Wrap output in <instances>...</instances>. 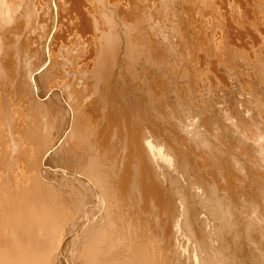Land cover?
Returning <instances> with one entry per match:
<instances>
[{
	"label": "bare ground",
	"instance_id": "1",
	"mask_svg": "<svg viewBox=\"0 0 264 264\" xmlns=\"http://www.w3.org/2000/svg\"><path fill=\"white\" fill-rule=\"evenodd\" d=\"M45 8L40 26L32 0H0V264H264V0Z\"/></svg>",
	"mask_w": 264,
	"mask_h": 264
},
{
	"label": "rangeland",
	"instance_id": "2",
	"mask_svg": "<svg viewBox=\"0 0 264 264\" xmlns=\"http://www.w3.org/2000/svg\"><path fill=\"white\" fill-rule=\"evenodd\" d=\"M45 4H46V0H32V8H33V12H34V15L37 17V21H38V23L40 24V26H43L42 25V21H43V17H44V12H45V10H46V8H45ZM173 9H168L166 12L164 11V18H163V20L164 21H166V22H168V26H169V28H171L172 29V32H175V33H178L179 32V27L182 25V24H186V21L184 20V19H182V15L180 16L178 13H175V12H173L172 11ZM180 11V10H179ZM180 16V17H179ZM185 18V17H184ZM238 21H239V26H237V28H239V29H241V30H245V28H246V21L245 22H240L242 19H237ZM34 21V19L32 18V19H30V18H27L26 19V23H28L29 25L31 24V22H33ZM153 25H156V23H154ZM168 28V29H169ZM55 32V28H53L52 30H51V34H53ZM50 34V35H51ZM174 34V33H173ZM174 38H175V36H173ZM38 60V58L37 57H35V60H33L34 61V63H35V61L37 62V60ZM37 64H38V62H37ZM42 67H40L39 68V70L41 69ZM216 68V67H215ZM218 68H220L219 66H218ZM217 69V68H216ZM210 71V70H209ZM210 75H212V78L216 75V73H214L213 71H210V73L208 74V76H207V80L209 81V79H211V76ZM223 80V82H224V84H225V86L226 87H228L229 89H227L228 91H227V93L226 92H224V93H226V94H224V93H222L221 91H220V93H218L219 95H217L216 94V96H218V97H220V98H222V96L223 95H226L225 97L227 98H225V100H223V101H220V103H222L221 105H224V101H225V105H227V106H225L224 105V107H227L229 110H231V109H233L232 111H237V112H239V111H242V112H239V113H241V115H248L249 114V111H250V113H251V110L249 109L248 110V107H247V103H248V96L250 95V94H248V93H246V92H243L239 87L237 88V86H235L234 84H232L231 82H230V80L228 81V80H226V79H222ZM214 83H215V80H212ZM227 81V82H226ZM228 82H230V83H228ZM231 84H232V86H231ZM231 86V87H230ZM232 88V89H231ZM231 90V91H230ZM238 92H237V91ZM230 92V93H229ZM241 92V93H240ZM217 93V92H216ZM243 93H245V94H243ZM223 94V95H222ZM243 94V95H242ZM221 95V96H220ZM241 97H240V96ZM233 96V97H232ZM245 96H247V98L245 97ZM45 97H47V94L46 95H44V96H41V99H43V98H45ZM230 99H229V98ZM236 97V98H235ZM240 97V98H239ZM243 97V98H242ZM235 98V100H233L232 101V99H234ZM245 98V99H244ZM238 99H239V101H238ZM228 100V101H227ZM242 100V101H241ZM246 100V101H245ZM227 101V102H226ZM236 101V102H235ZM235 103V104H234ZM238 103V104H237ZM230 106V107H229ZM217 107V106H216ZM219 107H221L220 109H219ZM219 107H217L219 110H222V106H219ZM233 107V108H232ZM237 107V108H236ZM236 108V109H235ZM240 109V110H239ZM239 110V111H238ZM247 110V112H245ZM244 112V113H243ZM233 113H235V112H233ZM248 113V114H247ZM244 115V116H245ZM186 142V141H185ZM188 144H190V142H187ZM188 144H186L185 143V145L187 146V150H189L190 152L192 151V149L195 147H193L192 145H194L192 142H191V145H188ZM222 145H226V142L224 143V144H222ZM186 146H185V148H186ZM190 146H192L193 148H191ZM190 147V148H189ZM239 147V146H238ZM247 147V146H246ZM189 148V149H188ZM191 149V150H190ZM195 149H196V151H195ZM235 149H238V148H235ZM240 149V148H239ZM239 152V150H235V152ZM199 152H201L200 150H198L196 147L194 148V151H192L191 152V157L190 158H192V159H190V162L193 164H197L199 167H201V169L203 168V170H201V172H203V174L205 173V175H206V172H209V173H207V174H210V175H208V176H210V177H212L211 176V174H212V172L214 173L213 174V176H216V174H215V170H213V168L211 167V166H209L208 164L209 163H207L208 161H207V159L206 160H204L206 157H205V155H203V153L201 154V153H199ZM193 153V154H192ZM198 153V154H197ZM197 154V155H196ZM198 155H200V156H198ZM201 155H203V156H201ZM195 157H197V158H195ZM198 157H199V159H198ZM202 157H204V158H202ZM203 159V160H202ZM195 160H198V161H195ZM202 160V161H201ZM206 163H205V162ZM197 162H199V163H197ZM205 165V166H202L201 164L202 163ZM201 163V164H200ZM200 164V165H199ZM207 165V166H206ZM49 167H51V170L52 169H54V167L53 166H49ZM53 167V168H52ZM207 167H209V170L207 171L206 170V168ZM212 170V171H211ZM211 172V173H210ZM125 202H126V200L124 201L123 200V204H125ZM138 206V205H137ZM136 205L134 206V208L132 209V210H129V217H130V219L132 218L133 219V217L135 218V219H133V220H131V222H133L134 224H135V222L137 223V226H142L143 225V227L145 228V230H146V228H148V226L150 225V226H152V222L154 221V220H152L151 221V223H150V220L151 219H153V217H152V215L150 216V214L148 213V212H143V210L142 209H139V208H141L140 206L139 207H137ZM135 207H137V209L135 208ZM133 210H136V211H133ZM139 210H141V211H139ZM133 211V212H132ZM130 212H131V214H130ZM141 212L142 213H145V215L143 216V214H141ZM133 213V214H132ZM134 213H136V215H134ZM139 214V216H138V214ZM235 213H237L236 214V216L237 217H239V219H240V221L242 222V221H245V219H246V222L248 221V219H249V213L246 211V218H245V214L243 213V211H240V210H236V212ZM140 214L142 215V216H140ZM149 214V215H148ZM203 214V213H202ZM239 214V215H238ZM134 215V216H133ZM147 215V216H146ZM133 216V217H132ZM144 218L145 217V220L144 219H141V218ZM149 217V218H148ZM161 217V216H160ZM146 218H148V220L146 219ZM162 218V217H161ZM138 219V220H137ZM141 219V220H140ZM134 220H137V221H140L139 223L137 222V221H134ZM146 222V220H147V222L145 223L144 221ZM141 221H143V223L141 222ZM149 221V222H148ZM208 222V223H207ZM142 223V224H141ZM149 223V225L148 226H146L147 224ZM139 224V225H138ZM141 224V225H140ZM209 224V225H208ZM213 224V220H208V221H205V225L207 226V227H210V225H212ZM145 225V226H144ZM240 228L242 227V226H239ZM243 227H244V225H243ZM242 227V228H243ZM135 228H136V225H135ZM138 228V227H137ZM136 228V230L138 231V233L139 234H144L145 232H147V231H145L144 230V228H142V227H139L138 229ZM151 228V227H150ZM150 228H148V229H150ZM153 228H154V232L152 231L153 230ZM153 228H151L150 230L153 232V233H151L150 234V230L147 232V234L148 235H151V237H153V238H157L156 240L158 241V243L160 242V244H162V245H166V238H163L165 235H164V233L162 234L161 232V230H158L154 225H153ZM166 228V227H165ZM140 229H141V231H140ZM144 230V232L143 233H141L142 231ZM156 231V232H155ZM158 231V232H157ZM159 231H160V236L158 235L159 234ZM247 232V231H246ZM158 233V234H157ZM178 233H180V234H177ZM175 234L176 235H174V239H176V240H174V242L175 241H179L178 242V246H177V242H175V245H176V247L178 248V250H179V254H180V258L183 260V261H186L187 259H189V258H191V259H193V258H195V256H196V254L198 255V251H199V249L197 248V247H195V244H194V242L192 241V239L191 238H189V237H187V235L185 234V236L183 235V232H181V231H178V232H176ZM146 233H145V235H147ZM154 234H156V236L154 235ZM153 235V236H152ZM162 235V236H161ZM181 235V236H180ZM176 236V237H175ZM182 237H183V239H182ZM160 238V239H159ZM162 238V239H161ZM159 239V240H158ZM186 239V240H185ZM190 239V240H189ZM155 240V241H156ZM164 240H165V242H164ZM156 241V242H157ZM161 241L163 242V243H161ZM191 241V242H190ZM190 243V244H189ZM181 245V246H180ZM185 245V246H184ZM187 245V246H186ZM188 245H190V246H188ZM168 246H165V254L166 255H168V253H169V251L167 252V248ZM188 247V248H187ZM181 248V249H180ZM192 250H191V249ZM169 249H170V244H169ZM182 253H181V252ZM188 253H187V252ZM167 252V253H166ZM195 252V253H194ZM183 254V255H182ZM187 255V257L185 256V255ZM169 255H170V253H169ZM167 258H168V256H167ZM167 258H166V260H167ZM169 259V258H168ZM194 260V259H193Z\"/></svg>",
	"mask_w": 264,
	"mask_h": 264
}]
</instances>
